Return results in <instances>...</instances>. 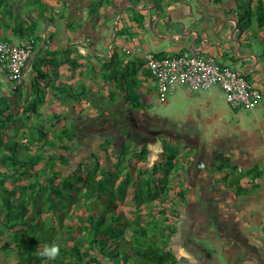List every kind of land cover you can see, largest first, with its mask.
<instances>
[{
  "label": "crops",
  "instance_id": "1",
  "mask_svg": "<svg viewBox=\"0 0 264 264\" xmlns=\"http://www.w3.org/2000/svg\"><path fill=\"white\" fill-rule=\"evenodd\" d=\"M63 2L52 0L55 10L34 34L36 45L20 83L13 87L5 75H0L14 92L5 90L0 81V95L8 100L13 95H26L21 104L25 106L33 99L36 66L42 64L49 76L40 81L45 88H41V113L42 106L52 114L69 113L63 124L70 121L73 125L74 116H80L84 119L78 124L81 128L88 127L89 117H97L100 130H145L150 127L147 110L155 80L146 79L140 89L148 109L134 111L117 83L106 81L105 70L114 66L118 56L145 61L148 54L166 57L182 53L213 57L244 74L264 93V30H259L255 22L239 25L242 12L237 0H113L100 6L98 14L93 12L98 0ZM58 26L62 35L55 28ZM0 37L12 43L22 40L12 34L9 39ZM84 85L92 91L81 103L69 101L67 93L62 92L66 87ZM173 95L165 103H171V110L183 118L182 128L192 130L183 135L185 138L171 136L180 140L179 144L169 139L183 152L192 153L189 161L182 160L188 166L175 173L176 188L171 191L177 198L186 191L184 201L177 206V232L170 241L177 264H264V100L254 109L243 111L231 108L218 86L197 92L181 88ZM198 124L218 131L208 144L197 131ZM233 127L239 131L234 132ZM243 135L246 140L239 143ZM106 137L97 138L100 156H105L101 144ZM144 140L150 151L141 165L153 171L164 162L163 144L146 137ZM220 155L230 159V181L238 178L244 188L253 190L251 194L239 195L230 181H223L216 161ZM202 163L206 167L201 168ZM209 165L215 171L209 170ZM6 239L0 237V264H17L13 252L1 250ZM102 261L115 264L107 258Z\"/></svg>",
  "mask_w": 264,
  "mask_h": 264
},
{
  "label": "trees",
  "instance_id": "2",
  "mask_svg": "<svg viewBox=\"0 0 264 264\" xmlns=\"http://www.w3.org/2000/svg\"><path fill=\"white\" fill-rule=\"evenodd\" d=\"M60 1L65 5L68 0ZM106 1L98 0L93 12L98 14L100 6L113 2ZM237 1L242 12L239 25L255 22L264 30V0ZM54 10L52 0H0V36L24 39L34 35ZM115 59L114 66L105 70L106 81L117 83L131 110L148 109L140 89L146 79L154 77L145 61ZM36 72L33 99L22 110H9L5 106L8 97L0 95L4 104L0 107V237L7 238L1 250L13 252L17 264H103L102 258L115 264H177L170 241L177 232V206L186 191L177 194L178 198L171 191L176 188L175 173L188 166L182 160L189 161L192 153L167 142L151 127L131 133L123 128L100 130L97 117H89L87 129L82 130L80 116H74L72 127L63 124L69 113H53L50 127L40 119L32 120L42 117L39 107L44 102L41 88H45L40 81L49 76L42 64L36 66ZM62 90L69 101L77 103L88 100L92 91L85 85ZM51 128H58L57 132ZM144 131L163 144L164 162L153 171L141 165L150 151ZM104 135L101 149L105 156H100L92 150L97 138ZM119 138L124 141L116 145ZM76 152L89 155L76 159ZM216 161L223 181H230V159L220 155ZM74 162L77 167L68 174L65 168ZM229 185L239 195L253 192L238 178ZM123 205L135 216H129ZM45 243L59 245L56 260L45 262L36 255Z\"/></svg>",
  "mask_w": 264,
  "mask_h": 264
},
{
  "label": "built area",
  "instance_id": "3",
  "mask_svg": "<svg viewBox=\"0 0 264 264\" xmlns=\"http://www.w3.org/2000/svg\"><path fill=\"white\" fill-rule=\"evenodd\" d=\"M36 37L31 35L12 43L0 37V75H5L13 86L22 80L33 55ZM146 66L154 77L158 98L167 102L179 88L207 91L220 87L227 102L235 110H251L264 100V93L255 87L244 74L221 65L216 59L188 53L158 57L145 56ZM201 168L206 167L202 163Z\"/></svg>",
  "mask_w": 264,
  "mask_h": 264
},
{
  "label": "rangeland",
  "instance_id": "4",
  "mask_svg": "<svg viewBox=\"0 0 264 264\" xmlns=\"http://www.w3.org/2000/svg\"><path fill=\"white\" fill-rule=\"evenodd\" d=\"M104 3H107V1L104 0ZM52 28H53V30H55V28H56L58 32L60 31L59 34L62 35L61 28L59 26L55 27V28L52 27ZM1 79H0L1 84H3V86L5 87V90H7V91L9 90L12 92V94H14L12 87L9 86L8 80H6V78H3V77ZM179 89H181V88H179ZM151 92H152V95L150 96L151 106L147 110L148 117L150 118L149 120L147 119L148 126H150L152 129H154L157 132V135L165 137L164 139L167 142H170L169 139H171L173 142L175 141V144H179L180 140H178V139L173 140L174 139L173 137L185 138L183 135L187 134L188 132H190L192 130L182 128V127H185V125H184L185 122H183V118H181L180 115L176 111L171 110V105H170L171 103H163L159 100L156 88H154ZM180 92H182V91H180ZM178 93H179V91H178ZM223 93L226 97V93L224 91H223ZM175 95H173L172 99L175 98ZM26 97L27 96L25 95V96H23V98L19 97L20 98L19 99L18 96L13 95V96H11V98L9 97V100L5 106L9 110H14L15 112L22 110L23 108H25V106H27V105H25V106L21 105L23 102H25ZM1 105L3 106L4 104L0 102V107H2ZM227 107H228V110L231 112V109L228 106V104H227ZM41 109L44 110L42 112V117L38 118V117L34 116V117H32V120L35 121L37 119H40L41 122H43L48 127H50L51 123H50L49 118H51L52 113H50L48 111V109H46L44 106H42ZM242 110L246 111L245 109H242ZM247 111H249V110H247ZM226 116L227 117H225V118H226V120H228L229 117H228L227 113H226ZM229 116H230V114H229ZM145 120L146 119H143L144 122H145ZM176 120H178L179 122H176ZM66 123L68 124V126H73L72 122H70V121L66 122ZM51 129L55 133V132H57L58 128L56 130H54L55 128H51ZM81 129L86 130L87 128L82 127ZM197 129H198L197 131L200 133L201 137L203 138V142L205 144H208L210 142V140L212 139V137H215V134L218 133V131H216V129H213V128H211L210 125H206V124H198ZM233 131L238 132L239 129L233 127ZM228 132H229V130H228ZM171 136H173V137H171ZM245 140H246V136L243 135L241 138V141L240 140H238V141H239V143H241L242 141H245ZM123 141L124 140L122 138H119V139H117L115 144L120 145ZM76 143L77 142L75 141L74 144H76ZM97 146H98V143H97V141H95V145H93L92 151L94 153H96L97 155H99ZM81 147H82L81 150H83L84 146L82 145ZM45 155H48V153H45ZM85 155H89V154L83 155L82 153L76 152L75 157H76V159H81L82 157H85ZM135 161H137V160H135ZM76 167H77V163L74 162V164L71 167H69V168L66 167L65 169L68 170L67 173L69 174V173L73 172V170H75ZM60 168H64V167L61 166ZM209 170L215 171V167L209 165ZM129 198H131V194L129 195ZM123 208L129 216H131V217L135 216L134 212L130 211L129 206L123 205ZM155 213L157 214L158 212L155 211ZM157 215L159 216V214H157ZM174 221H177V220H174Z\"/></svg>",
  "mask_w": 264,
  "mask_h": 264
},
{
  "label": "clouds",
  "instance_id": "5",
  "mask_svg": "<svg viewBox=\"0 0 264 264\" xmlns=\"http://www.w3.org/2000/svg\"><path fill=\"white\" fill-rule=\"evenodd\" d=\"M36 255L42 258L45 262L54 261L60 255V247L56 243H45L37 248Z\"/></svg>",
  "mask_w": 264,
  "mask_h": 264
},
{
  "label": "flooded vegetation",
  "instance_id": "6",
  "mask_svg": "<svg viewBox=\"0 0 264 264\" xmlns=\"http://www.w3.org/2000/svg\"><path fill=\"white\" fill-rule=\"evenodd\" d=\"M129 130V133H131L132 132V130H134V131H141L142 132V129H137V128H132V129H128ZM156 133V132H155ZM143 134H144V136L146 137V138H149V140L150 141H153V140H155V138H156V135H154V134H152V133H147V131L145 132H143Z\"/></svg>",
  "mask_w": 264,
  "mask_h": 264
}]
</instances>
